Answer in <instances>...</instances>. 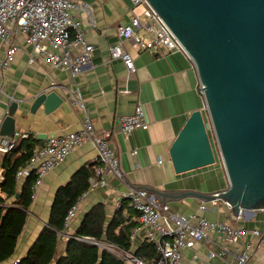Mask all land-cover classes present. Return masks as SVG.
Returning a JSON list of instances; mask_svg holds the SVG:
<instances>
[{
	"label": "crops",
	"instance_id": "crops-1",
	"mask_svg": "<svg viewBox=\"0 0 264 264\" xmlns=\"http://www.w3.org/2000/svg\"><path fill=\"white\" fill-rule=\"evenodd\" d=\"M73 1L85 2L91 7V17L77 8L71 11L88 42L93 45L91 63L73 76L67 69H59L42 55L34 53L32 46L17 33L15 40L19 49L9 69L0 73V125L14 102L15 132L28 134L27 137L17 138V145L23 146L32 137L35 147L42 145L50 135L61 136L78 130L86 114L95 132L106 133L125 178L119 180L108 174L104 187L87 190V186V194L73 218L74 231L85 213L101 204L106 216L104 225L114 217L121 219L115 232L130 222L135 223L128 232V249L138 254L142 246V253H145L148 241L145 240L144 229L130 238L132 229L139 225V219L127 193L139 187L181 213L196 212L231 225L264 228L263 209L242 211L241 216L236 217L224 200L209 199V196L229 185L216 151V160L212 164L180 173L174 171L169 158L170 144L192 111L201 109L204 116L206 112L192 60L182 51L140 50L123 40L121 44L132 55L135 65V71L128 74L120 58H110L109 47L120 42L116 26L130 23L131 1ZM134 12L140 13L141 7H135ZM141 33L144 34L143 31ZM0 55H3V50H0ZM30 58L33 60L29 61ZM52 90L62 96L63 101L52 111L46 112L44 104H35V100L39 93ZM73 93L81 97L85 110L72 107L67 102L68 96ZM138 103L143 106L148 127L136 128L126 135L120 130L119 118L131 114ZM36 134L44 138H35ZM16 150L8 152L5 159L0 161V175L3 176L8 159L18 155ZM95 157L94 146L84 142L43 176L41 185L32 197L27 222L18 239L15 251L18 257L15 259L27 252L47 222L56 191L80 170L88 168L92 173ZM202 204L205 209L201 208ZM67 239L68 235L61 232L58 240L60 254L65 252ZM256 242L257 238H252V247ZM222 246L226 250L224 255L209 256L210 252H219ZM235 248V245L223 242L221 233L213 231L207 240L184 248L180 264H232ZM247 264L264 263L252 254Z\"/></svg>",
	"mask_w": 264,
	"mask_h": 264
},
{
	"label": "built area",
	"instance_id": "built-area-1",
	"mask_svg": "<svg viewBox=\"0 0 264 264\" xmlns=\"http://www.w3.org/2000/svg\"><path fill=\"white\" fill-rule=\"evenodd\" d=\"M132 15L130 23L117 25L116 30L120 42L109 47L110 58H120L127 73L135 71L132 55L124 49L121 41L127 40L137 49H154L164 51H182L188 57L184 47L164 22L162 17L152 7L148 0H130ZM135 7H141V12H134ZM77 8L91 17V7L73 0H0V73L9 69L19 49L15 40L17 33L30 44L33 52L42 55L47 62L59 69H67L71 75L82 72L91 63L93 45L88 42L84 30L72 14ZM144 32V34L141 33ZM190 58V57H189ZM30 58L29 61H32ZM67 102L72 107L85 110L79 95L71 94ZM120 130L129 134L136 128L146 129L148 122L141 103L135 106L131 114L119 118ZM211 125H209V128ZM24 131L14 132L13 137L0 135V149L10 152L16 145L17 138L27 137ZM84 142L91 143L96 150L93 174L88 177V188L91 190L106 185V176L114 175L124 180L125 174L120 167L119 160L109 145L105 132H95L91 120L86 114L80 129L64 135H50L42 145L35 146L24 165L15 172V180L22 183L26 176L34 172L36 179L33 185V196L39 188L43 176L49 169L62 161L69 152ZM3 176L0 175V180ZM85 190L76 202L68 209L64 217V232L80 242L98 245L124 263L128 264H180L182 250L197 242L208 239L213 232L222 234L225 243L236 246L232 264H247L252 254L264 263V228L231 225L221 220L208 219L204 214L196 212L181 213L173 210L167 202L158 201L146 189H131L127 197L135 209L139 225L132 229L130 238H134L141 229L145 231V240L155 245L157 257L148 263L131 249L97 240L90 236L75 235L73 218L79 208L82 198L87 194ZM205 209V205H201ZM241 216V211L238 216ZM248 237L244 240V237ZM257 238L252 247V238ZM222 246L217 253L210 252L209 256L224 255ZM19 259H15L16 263Z\"/></svg>",
	"mask_w": 264,
	"mask_h": 264
},
{
	"label": "water",
	"instance_id": "water-1",
	"mask_svg": "<svg viewBox=\"0 0 264 264\" xmlns=\"http://www.w3.org/2000/svg\"><path fill=\"white\" fill-rule=\"evenodd\" d=\"M148 2L194 63L206 108L205 116L201 109L192 111L170 144L174 171L215 162L210 129L229 185L209 199L224 200L236 216L264 210V0ZM62 101L52 90L39 93L35 104L50 112ZM14 105L0 125V135L10 139ZM6 154L0 149V161Z\"/></svg>",
	"mask_w": 264,
	"mask_h": 264
},
{
	"label": "trees",
	"instance_id": "trees-1",
	"mask_svg": "<svg viewBox=\"0 0 264 264\" xmlns=\"http://www.w3.org/2000/svg\"><path fill=\"white\" fill-rule=\"evenodd\" d=\"M27 140L23 146L16 143L17 146L12 149H17L19 153L13 159H8L0 181V264H124L121 259L100 249L98 245L80 242L72 237L67 239L64 254L58 251L60 233L65 230L64 217L86 190L88 177L93 174L88 168L74 174L63 188L56 191L47 222L27 252L13 263L18 257L15 256V251L27 222L36 179L35 173L31 172L22 183L18 184L15 180L16 170L26 163L34 148L35 140L32 137ZM105 218L104 207L101 204L93 206L85 213L74 234L112 242L128 249V232L135 223L130 222L115 232L121 219L114 217L109 224L104 225ZM145 246V253H142L141 246L137 255L150 263L157 257L156 248L151 242Z\"/></svg>",
	"mask_w": 264,
	"mask_h": 264
},
{
	"label": "rangeland",
	"instance_id": "rangeland-1",
	"mask_svg": "<svg viewBox=\"0 0 264 264\" xmlns=\"http://www.w3.org/2000/svg\"><path fill=\"white\" fill-rule=\"evenodd\" d=\"M211 128V127H210ZM209 132L211 133V136H212V140H213V145H214V147H215V151L217 152V154H218V156H219V161L221 162V164L223 165V163H222V160H221V157H220V154H219V151L217 150V146H216V142H215V138H214V135H213V133H212V131L209 129Z\"/></svg>",
	"mask_w": 264,
	"mask_h": 264
}]
</instances>
